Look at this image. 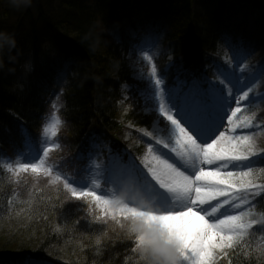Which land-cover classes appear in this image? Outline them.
I'll list each match as a JSON object with an SVG mask.
<instances>
[{
	"label": "trees",
	"instance_id": "obj_1",
	"mask_svg": "<svg viewBox=\"0 0 264 264\" xmlns=\"http://www.w3.org/2000/svg\"><path fill=\"white\" fill-rule=\"evenodd\" d=\"M226 2L246 11L257 7L264 25V0ZM160 22L158 31L177 62L161 69L166 88L203 73V62L208 63L206 57L217 44L238 41L224 18L198 0H28L19 6L0 0V162L27 150L22 126L33 144L40 141L39 130L52 115L54 101L68 149L63 155H72L65 167L51 166L56 172L91 182L90 161L99 158L96 143L111 146L128 160L127 149L139 161L148 144L136 141L138 126L148 127L151 121L141 108L150 83L132 78L127 51L141 42L149 26ZM124 86L130 88L125 100ZM128 105L132 110L124 114ZM253 166L264 167V162ZM8 173L0 167V216L23 208L28 217L16 227H0V238H9L0 242L5 262L36 257L47 264L144 263L132 251L124 229L97 219L96 210L64 199L51 186H37L39 177L29 171L18 177ZM254 202L259 219L264 195ZM230 258L225 264H264V227L255 225Z\"/></svg>",
	"mask_w": 264,
	"mask_h": 264
},
{
	"label": "snow or ice",
	"instance_id": "obj_2",
	"mask_svg": "<svg viewBox=\"0 0 264 264\" xmlns=\"http://www.w3.org/2000/svg\"><path fill=\"white\" fill-rule=\"evenodd\" d=\"M234 51L239 54L242 50L234 48ZM151 75L154 90L146 87L144 98L146 103H154L150 110L156 113L158 123L161 117L167 123H159L153 131H141L155 140L156 146L148 142L141 160L143 168L134 159L124 164L119 158H114L105 168V183L121 186L133 180L142 190L143 198L156 206L151 211L130 206L114 193L98 195L96 190L101 184L95 179L90 187L86 180L47 167L49 148L45 144L34 149L30 134L23 126L22 143L29 151L35 150L36 155L27 162L20 156L7 159L0 162V167L14 175L30 171L54 176L53 182L62 184L72 199L87 200L90 207L94 203L101 210L97 219L111 216L121 228L123 224L118 216L125 220L144 217L146 223L158 222L164 237L175 244L179 264H216L219 252L238 247L255 225L264 227V214L256 219L252 203L264 195V183L258 182L264 180V167L253 166L258 161L264 162V147L258 145L255 132L237 134V129L257 126L256 112L247 106L242 111L240 107L241 101L249 100L254 86L233 96V88L240 90L239 79L225 77L215 83L207 78H193L190 82L180 81L177 87L165 88V81L157 77L155 66ZM233 101L235 108L231 106ZM57 131L54 124L43 129L44 135L51 137ZM133 240L132 251L138 253L141 238ZM95 242L100 244L101 237L97 236ZM139 259L142 260L140 255ZM23 264L45 262L27 257Z\"/></svg>",
	"mask_w": 264,
	"mask_h": 264
},
{
	"label": "rangeland",
	"instance_id": "obj_3",
	"mask_svg": "<svg viewBox=\"0 0 264 264\" xmlns=\"http://www.w3.org/2000/svg\"><path fill=\"white\" fill-rule=\"evenodd\" d=\"M198 1L201 7H208L211 10L218 12L224 18L225 22L230 26V28H233L235 30L238 39L237 43L224 40V42H221L219 45H217L215 50L206 57L208 63L206 62V59L203 62L204 74L202 75V79L207 78L208 80L215 83H219V80L225 79V77H231L233 81L239 79L240 90L237 91L236 88H233V93H232L233 96H239L242 91H247L248 87L254 86V91L250 93L249 100L241 101L240 107L242 111L245 108V106H247L250 108L251 111L256 112L257 118L255 123L257 126L252 129H237V134L242 135L250 132H255L257 133L258 145L264 147V134H261L264 133V25H262L261 16L257 14L258 9L257 7H251V6H249L247 11L234 8L230 4H228V2H226L227 0L225 2H221V0H198ZM144 14H145L144 12H141L140 16H144ZM160 25L161 22L159 23L158 26H152V25L149 26L146 32L142 35L141 42L136 46L131 47L127 51L132 78L137 81L150 83L149 88H152L153 90H154V78L151 75L152 67L155 66L157 77L162 78L161 69L164 70V68H166V70H169L170 67H173L174 65L177 64L174 55H172L173 50L170 44L165 42L164 35L158 31ZM110 28L111 27H109L108 30ZM112 31H115L114 27H112ZM135 35L136 33H134V36ZM234 48L241 49L242 51L238 54L236 51H234ZM145 54L147 55V58ZM178 77H183V73L179 74L176 77V80L179 79ZM225 84H227L228 87H232V84H229L227 80H225ZM220 86L224 87V85H220ZM128 89H130L128 86H124L122 88L123 92L121 94V98H123L124 100L127 99V96L125 95H128L127 94L129 91ZM225 94L227 95L228 93L226 92ZM133 106H137V105H133ZM153 106L154 103L153 104L146 103L144 98V103L142 104L141 108L143 110L144 115L151 116V121L149 122L148 127L138 126L139 134L137 135L139 136V139L137 138L138 140L136 141L138 144L140 143L142 145L145 142L155 141L151 137L145 136L144 131H153L158 128L159 123H167V121H165L163 117L160 118V121L158 123L156 113L150 110ZM231 106L233 108L237 107L235 101H233ZM51 108H52V115L50 116L49 119H47V122L45 123L44 127L39 130L38 133V135L40 136V141H38L39 144L38 143L33 144V148L39 149L45 146L46 144L47 147L49 148V156L47 157L46 166L51 167L55 164L62 163V165L65 167L69 161L68 159L69 156L72 155H63L64 150H68V149L65 148V146H63L64 137L59 128V124H63L62 123L63 121L60 120V115L58 113L59 111L58 101H54L53 103H51ZM131 110L132 107L128 105L124 109V114H127ZM156 111L158 112V107ZM172 114L173 116H175L174 111ZM122 118L128 121L133 126L135 124L138 125V123L134 119L133 120L127 119L125 115ZM176 118L179 119L178 117ZM53 124L58 129L57 135L55 137L45 136L43 133V129L46 126ZM224 124L227 127L228 125L227 118H225ZM131 125L129 126L132 127ZM221 130L223 131L224 129ZM131 137L132 134L127 133L126 139L130 140ZM56 145H59V147H57ZM93 146L99 152L98 153L99 158H97L96 161L94 162L95 167L91 171V173L93 174V176L91 175V177L92 180L93 179L97 180L102 186L105 182V175H106V174L104 175L105 168L110 165L111 161L114 158L121 159V156L120 154L115 153L113 148L109 145H101V144L98 145L96 143ZM146 151H147V147L145 148V152L141 155V157H138L139 158L138 160L140 162L144 157ZM39 154L43 155V152L40 151ZM35 155H36V151L35 150L29 151L28 148L27 150L19 154V156H21L25 160V162L32 160ZM105 157H110L109 161L107 160V158L105 159ZM29 173L31 172L29 171ZM29 173L21 172L19 173V175L29 174ZM19 175H15V176L18 177ZM33 176H35L36 178L39 177L37 186L40 187L42 186V184L43 186L44 185L51 186L56 190V193L59 196H64V199L68 201H72L73 203H76L78 205H80L79 203H85L88 207H90L87 200L72 199L69 196V194L66 192V190L63 189L62 184L53 182L54 176L50 178L49 176L44 175L42 172L33 174ZM31 180L34 179L32 178ZM258 182L264 183V180ZM153 183L155 182L153 181ZM129 185L130 187L132 185L134 186L129 191L132 194L136 189V186L138 185L133 180L129 179L125 181L121 186L128 188ZM124 194L125 196H127L128 191L127 190L124 191ZM257 198L258 197H256L253 200L252 202L253 204L255 203L254 201ZM90 208L91 210H96L98 216H100V211H98L100 209L97 208V206L94 203L91 205ZM253 209H255L254 205H253ZM24 212L25 211L23 210V208H18V209L16 208V210L13 213L0 216V227L3 229L7 227L8 228L16 227L18 223L20 222L23 223L25 221V217L26 218L28 217L26 216V214L24 217ZM102 218L104 219L105 223L108 222L110 225L120 226L119 224L116 223V220L112 219L111 216H105ZM117 219H119L122 224L125 221L124 217L122 216H118ZM6 239L9 238H0V242L2 241L4 242ZM18 239H22V236H19ZM132 242H133V246H135L133 239ZM233 249L234 248L231 249L226 248L223 252H219V254L216 256V264H225L226 260L231 259L230 252H232ZM225 252L227 253V255H225ZM136 254L139 256L138 253ZM24 260H25L24 258H20V259L12 258L11 262H5L3 259H1L0 264H23Z\"/></svg>",
	"mask_w": 264,
	"mask_h": 264
},
{
	"label": "clouds",
	"instance_id": "obj_4",
	"mask_svg": "<svg viewBox=\"0 0 264 264\" xmlns=\"http://www.w3.org/2000/svg\"><path fill=\"white\" fill-rule=\"evenodd\" d=\"M27 2L12 0L17 6ZM139 206L147 211L153 209L147 201H140ZM123 229L129 238H141L138 253L144 264H179L176 246L164 237L158 222L146 223L144 217H129L123 222Z\"/></svg>",
	"mask_w": 264,
	"mask_h": 264
}]
</instances>
